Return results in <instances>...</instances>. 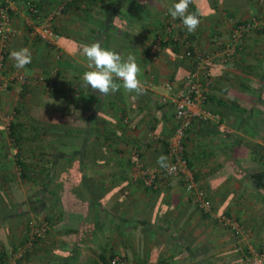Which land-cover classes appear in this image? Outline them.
<instances>
[{"label":"crops","instance_id":"crops-1","mask_svg":"<svg viewBox=\"0 0 264 264\" xmlns=\"http://www.w3.org/2000/svg\"><path fill=\"white\" fill-rule=\"evenodd\" d=\"M12 6V38L6 72L22 71L0 95V200L13 217H1L0 264H244V253L264 245V31L252 30L235 57L208 63L212 80L195 118L186 152L197 180L212 200L205 213L180 177H161L156 188L132 178L130 152L140 149L149 165L166 156L175 125L174 107L163 103L170 81L193 68L184 44L169 36L164 13L177 0H0ZM66 1L55 20L58 37L34 35L36 21ZM200 19L194 32L180 30L191 49L215 51L237 21L264 16L258 0H193ZM99 41L123 58L133 55L146 93L122 87L106 97L87 86L80 52ZM28 47L32 62L17 69L13 50ZM215 48V49H214ZM121 83L122 81H117ZM24 163L25 165H22ZM26 169L30 179L22 177ZM239 221L242 233L223 224ZM47 221L46 235L19 254L33 226Z\"/></svg>","mask_w":264,"mask_h":264},{"label":"built area","instance_id":"built-area-1","mask_svg":"<svg viewBox=\"0 0 264 264\" xmlns=\"http://www.w3.org/2000/svg\"><path fill=\"white\" fill-rule=\"evenodd\" d=\"M264 5V0H258ZM66 1L58 8L50 12L45 19H41L40 10L32 3H28L32 15L36 16V21L30 23L33 27V34L43 40L52 43L58 34L55 29V20L65 8ZM12 6L7 2L0 4V95L7 91L12 83H26L28 77L22 71L13 73L6 72V63L9 54V45L12 38ZM169 36H157L152 42L148 57L149 61H156L159 58L163 43L172 41L175 44H184L185 56L193 61V68L185 75L184 79L177 83L170 81L167 84L169 94L162 98L163 103H169L174 107V129L166 138L167 162L174 166L172 174L160 167V165H149L143 159L140 149L133 148L130 152V162L132 166V178L141 181L145 186L156 188L161 177H180L185 190L190 194L193 203L202 212L209 213L213 203L208 197L205 189L197 180L196 171L190 165L186 152V138L195 118L203 119L211 116L209 111L203 108V104L208 99L209 87L212 80L208 74V63L213 59L226 63L232 60L243 46L248 33L252 30L264 31V16L255 17L250 20L237 21L233 27L230 38L227 41L213 42L215 51H202L191 49L187 41L180 37V30L186 34L187 28L182 21L173 19L169 11L164 13ZM223 224L231 226L236 232L242 233L239 221L233 217L223 216L220 218ZM50 224L43 221L32 227L28 234L24 246L18 253L22 254L30 250L35 242L46 235ZM244 264H264V245L260 248H251L244 253ZM107 264H126V259L121 256H114Z\"/></svg>","mask_w":264,"mask_h":264},{"label":"clouds","instance_id":"clouds-1","mask_svg":"<svg viewBox=\"0 0 264 264\" xmlns=\"http://www.w3.org/2000/svg\"><path fill=\"white\" fill-rule=\"evenodd\" d=\"M192 3L193 0H177L168 9L171 17L174 20L179 18L190 33L200 24L197 14L189 11ZM80 54L86 58L87 68L90 69L83 73L82 79L94 92L106 97L122 87L129 93L137 95L146 93L144 83L140 79L142 69L133 55H128L125 59L116 50L102 47L99 41L85 45ZM10 59L15 62L14 66L17 69H24L32 62V53L28 47H22L13 50ZM117 81H122V84ZM167 159L166 156L161 155L158 164L172 174L174 166L170 165Z\"/></svg>","mask_w":264,"mask_h":264},{"label":"trees","instance_id":"trees-1","mask_svg":"<svg viewBox=\"0 0 264 264\" xmlns=\"http://www.w3.org/2000/svg\"><path fill=\"white\" fill-rule=\"evenodd\" d=\"M165 43V42H164ZM22 165H25L24 163H21ZM22 177L25 179H30L31 176H29L28 172L26 171V169L23 170L22 172ZM0 210L2 212H4V214L1 217H5L6 219H9L11 217H13V214L11 212V206L9 203H5L4 198L2 200H0ZM0 217V219H1Z\"/></svg>","mask_w":264,"mask_h":264}]
</instances>
